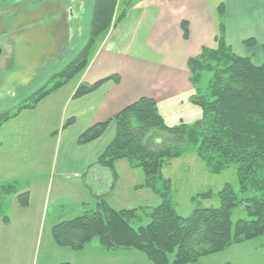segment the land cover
<instances>
[{
	"label": "trees",
	"instance_id": "obj_1",
	"mask_svg": "<svg viewBox=\"0 0 264 264\" xmlns=\"http://www.w3.org/2000/svg\"><path fill=\"white\" fill-rule=\"evenodd\" d=\"M93 1L89 44L109 30L118 4V0ZM218 10L223 18V4ZM125 15L122 12L118 20ZM244 44L254 46L256 41L249 39ZM88 49L84 48L54 76L58 82L35 93L31 103L21 111L37 108L83 72L88 65ZM189 67L196 90L191 103L202 109V118L195 125L184 122L167 125L157 102L144 97L79 137L80 145L89 144L99 139L109 124H115L114 139L94 165L105 167L115 178L118 176L116 163L122 159L142 169L145 176L142 187L150 188L161 199L148 213L150 222L135 228L132 221L141 209H114L100 198L95 209L54 227L52 236L58 247L79 252L97 237L105 250H136L153 264H193L222 254L232 246L264 238V63L257 65L251 56H237L221 40L217 49L203 48L198 57L190 60ZM205 73H212V80L208 93L199 95V84ZM106 80L81 85L75 98L96 91ZM21 111L2 117L0 127L18 117ZM191 149L203 158L211 174H221L234 165L238 191L226 184L216 194L200 193L192 198L193 203L217 197L219 206L197 205L184 217L176 210L171 198L172 182L164 177L163 170L167 162ZM11 189L15 187H4L1 191L9 195ZM18 200L26 207L28 193L20 194ZM240 206H244L247 218L234 222L233 211Z\"/></svg>",
	"mask_w": 264,
	"mask_h": 264
},
{
	"label": "crops",
	"instance_id": "obj_2",
	"mask_svg": "<svg viewBox=\"0 0 264 264\" xmlns=\"http://www.w3.org/2000/svg\"><path fill=\"white\" fill-rule=\"evenodd\" d=\"M251 1L128 0L124 2V4L130 2L131 8L114 30L104 36L100 47L90 57L87 70L77 77L74 87L65 91L72 82L68 83L44 99L37 107L38 109L43 105L50 106L55 101L53 98H59L63 115H31L32 118L19 115L1 127L0 132L7 130L12 124H17V127L23 124L27 128L20 127L21 130L30 134L31 131L35 133L36 128L34 126L32 129V123L35 124L37 120L47 124L46 131L51 141L56 140L55 153L57 158H60L50 170L54 179L61 181L54 191L56 204L60 202L66 205L68 201H76L71 207H77L82 202L88 204L87 202H90L87 201L88 190L102 193L109 188L111 180L108 171L94 164L114 139L116 127L114 123L109 124L102 137L89 144L80 145L79 137L89 128L110 121L142 97L156 99L159 108L167 109L174 114L177 110L175 105L177 108L188 106L186 104L191 103V98L196 93L189 62L202 53L211 39L210 46L212 49L217 48L216 33L219 26L216 19L221 4L225 10L226 44L236 55L251 56L257 65H261L264 62V8L261 6L254 12L247 11V5ZM118 2L120 5L122 1ZM92 4L94 8L93 0ZM183 22L186 23V37ZM82 32L80 28L77 32L79 37ZM248 35H252L251 38L255 39V46L247 47L244 44ZM259 48L261 52L257 51ZM105 78L110 79L96 91L82 97H73L79 83L92 85ZM187 108L194 113L192 117L201 116L193 109L195 108L193 104L192 107ZM26 118L33 119L32 123L24 121ZM59 129L62 131L57 134ZM3 145L4 140L1 139L0 191L15 182L19 186L9 190V210L0 218V225L5 232L17 223L18 229L24 235L23 247L28 249L36 244L35 241L32 244L29 234L34 228L36 231L43 205L46 203V181L38 176L34 177L32 182L23 180L21 176L15 177L16 172L19 174L22 167L37 168L38 163L36 158L33 163H29L28 155L21 159L16 153L7 151L5 156L6 154L1 153ZM15 168L17 170L14 171ZM88 175L93 188L87 190L84 187V179ZM71 188H76L78 199L70 192ZM21 193H28L26 207L18 200ZM57 219H54V222H57ZM54 222L49 223L42 264H117L121 260H127L126 262L130 264H148L142 261L143 257L139 256L141 253L132 250L105 252L97 241L92 242L79 253L58 247L51 238ZM27 249L23 256L18 254L14 259L15 263H31L32 257L27 255ZM98 255H104L102 256L104 258L101 259Z\"/></svg>",
	"mask_w": 264,
	"mask_h": 264
},
{
	"label": "rangeland",
	"instance_id": "obj_3",
	"mask_svg": "<svg viewBox=\"0 0 264 264\" xmlns=\"http://www.w3.org/2000/svg\"><path fill=\"white\" fill-rule=\"evenodd\" d=\"M121 1L123 3L121 2L119 5L118 2L116 6V17L109 30L106 33L103 32L95 42L89 44V30L91 28L90 24L93 10L92 0H0V49L2 51L0 54V119L5 115H15L20 112L23 106L31 103L35 93L40 92L43 88H51L59 81V79L55 80L54 76L62 72L78 54L83 52L84 48H89L87 54L88 65L84 70L86 71L90 64V57L98 50L104 36L111 33L118 25L120 22L118 19L122 12L125 11L127 13L131 8V5H129L130 2L124 4L128 0ZM261 6L264 8V2L262 0H252L247 5V11L254 12ZM216 22H218L219 26L216 33L218 47L219 41H226L225 18H222L219 14ZM222 25L225 27L224 32ZM80 28H82L83 32L80 37H77V32L80 31ZM186 32L185 30V37L187 36ZM251 37L252 35H248L246 38L249 40L252 39ZM211 40L205 49H212V46H210ZM247 47L249 46L247 45ZM257 51L261 52V48L257 49ZM61 52L62 55H60ZM253 61L256 63L254 58ZM79 75L70 81L72 83L65 91H69L74 87ZM106 79L108 78L102 80ZM211 80L212 73H205L203 75L199 84L201 90L198 93L199 95H206L208 93V86ZM81 85L80 83L78 84L74 95ZM74 95L73 97H75ZM195 95L196 93L193 96ZM53 99L55 101L50 106L43 105L38 109H26L21 111L20 115H26L29 118H32L31 115H63V110L60 109L61 103L59 98ZM154 100L157 102L158 107H160L158 101L156 99ZM186 105L188 106H183L182 108H177V105H175L177 109L175 110L176 114L170 113L167 109L166 111L165 109L159 108V111L167 125L175 126L182 122L195 125L202 118V109L194 105L195 108L193 109L197 110L201 116L192 117L191 115H194V113L187 108L192 107V104ZM181 109L184 111H181ZM198 114L195 113V115ZM29 118H26L24 121H30L32 123L33 119ZM34 126L36 128L35 133L31 131L30 134L21 130L20 127H26L23 124L19 127H17V124H12L8 126L9 128L7 130L0 132V140H4L3 151L1 153L4 155L7 151L8 153H16L21 159L28 155L30 157L29 163H33L35 158L38 163L37 168H29L30 166L28 168L22 167L19 174L16 172L15 177L21 176L23 180L32 182L33 178L38 176L40 179L46 181V203L43 205L42 215L40 216L38 225H36V231L34 228L29 234V239L32 244L33 241L36 244L28 249L26 248L27 255L32 257L30 264L43 263V258L45 257L44 248H46V246L44 247L46 245L44 242L48 238L50 222H54V219L58 218V221L53 223L51 229V238L53 240L52 230L55 226L66 220L77 218L89 210L95 209L97 201L100 198L105 199L114 209H141L138 211L137 217L132 221V226L135 228L144 226L150 222L151 218L148 216V213L151 207L161 203V199L150 188L142 187L145 183V176L142 169L136 167L135 164L127 159H122L116 163L117 178L113 177L112 173L105 167L97 165V167L108 171L107 174L111 180L108 186L109 188L102 193L88 190L87 188L90 189L93 186L89 175L85 177L84 187L89 192H87V201L90 200V202H87L88 204H84L83 202L78 204L79 209H77L78 206L71 207V204H74L76 201H68L66 205L60 202L56 204L54 191L60 185L61 181L60 179H54V175L50 173L54 164L60 159L59 157L57 158L55 153L57 147L56 140L51 141L50 135L46 131L48 126L43 121L39 122L37 120L35 124L32 123V129ZM61 131L62 129H59L57 134L61 133ZM163 173L164 177L170 179L172 182V201L176 206L178 214L184 217L189 216L197 205L203 207L219 206L217 197L212 199H198L197 203H193L192 198L200 193L213 191L216 194L226 184L233 185L238 191V180L234 165L224 170L221 174H211L203 158L193 149L181 157L167 162ZM10 185L14 187L19 186L16 182ZM16 189L20 190L19 188ZM75 189L71 188L70 192L74 193V197L78 199L75 193L77 190ZM250 194H252V191ZM9 197L10 195L0 191V218L9 210ZM244 218H247V212L244 206H240L233 211L234 222ZM23 238L24 235L18 229L17 223L12 226V229L9 228L5 232L0 225V264H18L17 262L15 263L14 259L17 258L18 254L23 256V253L26 251L23 247ZM94 241H97L100 245L97 237L92 239V242ZM101 249L105 250L102 247ZM113 251L105 250V252ZM132 251L141 253L136 250ZM98 256L101 259L104 258L102 257L104 255ZM139 256L143 257L142 261L153 264L145 254L141 253ZM126 261L121 260L117 264H130ZM226 263L264 264V238L242 245L232 246L222 254L202 258L193 264Z\"/></svg>",
	"mask_w": 264,
	"mask_h": 264
},
{
	"label": "water",
	"instance_id": "obj_4",
	"mask_svg": "<svg viewBox=\"0 0 264 264\" xmlns=\"http://www.w3.org/2000/svg\"><path fill=\"white\" fill-rule=\"evenodd\" d=\"M1 52H2V51H1V49H0V54H1Z\"/></svg>",
	"mask_w": 264,
	"mask_h": 264
},
{
	"label": "flooded vegetation",
	"instance_id": "obj_5",
	"mask_svg": "<svg viewBox=\"0 0 264 264\" xmlns=\"http://www.w3.org/2000/svg\"><path fill=\"white\" fill-rule=\"evenodd\" d=\"M74 36V35H73ZM77 37H79V35H77Z\"/></svg>",
	"mask_w": 264,
	"mask_h": 264
}]
</instances>
